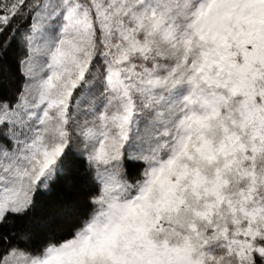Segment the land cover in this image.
Returning a JSON list of instances; mask_svg holds the SVG:
<instances>
[{
    "label": "snow or ice",
    "instance_id": "snow-or-ice-1",
    "mask_svg": "<svg viewBox=\"0 0 264 264\" xmlns=\"http://www.w3.org/2000/svg\"><path fill=\"white\" fill-rule=\"evenodd\" d=\"M0 264H264V0H0Z\"/></svg>",
    "mask_w": 264,
    "mask_h": 264
}]
</instances>
